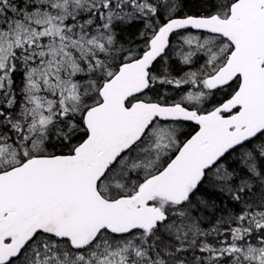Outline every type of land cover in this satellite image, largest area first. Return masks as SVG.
<instances>
[{
    "label": "snow or ice",
    "instance_id": "6c2138e0",
    "mask_svg": "<svg viewBox=\"0 0 264 264\" xmlns=\"http://www.w3.org/2000/svg\"><path fill=\"white\" fill-rule=\"evenodd\" d=\"M0 264H264V0H0Z\"/></svg>",
    "mask_w": 264,
    "mask_h": 264
},
{
    "label": "trees",
    "instance_id": "16d2710c",
    "mask_svg": "<svg viewBox=\"0 0 264 264\" xmlns=\"http://www.w3.org/2000/svg\"><path fill=\"white\" fill-rule=\"evenodd\" d=\"M190 128H195L193 125H190Z\"/></svg>",
    "mask_w": 264,
    "mask_h": 264
},
{
    "label": "flooded vegetation",
    "instance_id": "af4514ba",
    "mask_svg": "<svg viewBox=\"0 0 264 264\" xmlns=\"http://www.w3.org/2000/svg\"><path fill=\"white\" fill-rule=\"evenodd\" d=\"M195 127V125H193Z\"/></svg>",
    "mask_w": 264,
    "mask_h": 264
}]
</instances>
